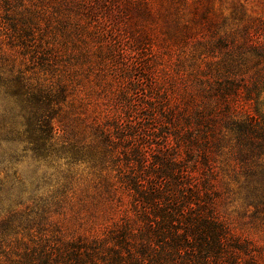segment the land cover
I'll return each instance as SVG.
<instances>
[{
	"label": "trees",
	"instance_id": "1",
	"mask_svg": "<svg viewBox=\"0 0 264 264\" xmlns=\"http://www.w3.org/2000/svg\"><path fill=\"white\" fill-rule=\"evenodd\" d=\"M119 4L0 0V172L50 169L0 179V264H264V0H196L172 75L93 26Z\"/></svg>",
	"mask_w": 264,
	"mask_h": 264
},
{
	"label": "rangeland",
	"instance_id": "2",
	"mask_svg": "<svg viewBox=\"0 0 264 264\" xmlns=\"http://www.w3.org/2000/svg\"><path fill=\"white\" fill-rule=\"evenodd\" d=\"M261 1L209 0V5L206 8L212 15L219 12L228 14L237 4H244L248 12L252 14L261 12L259 9ZM195 2L196 0H120L119 6H116L111 18L105 19L106 15H103L92 24L104 28L108 37L113 36L119 48L125 49L127 55L134 44L133 40L127 38V33L131 32L137 36L140 34L143 41L147 43L145 46L149 50L147 53L152 55L153 63L157 64L156 73L172 75L181 61L186 62V25L191 22L197 12L195 6H192V4L195 5ZM132 56L129 55V62H135ZM99 68L101 67L88 65V61L83 59L80 74L84 77L83 84L88 92L92 93L94 102L101 105L102 108H106L110 104L108 101L110 96L103 94L97 87L98 81L95 82V74L99 73L100 76L103 74L98 70ZM262 99L264 106V92ZM96 104L94 105L96 106ZM1 107L2 101H0V109ZM10 152L11 150H7L5 146L0 147V155L7 156ZM10 165L3 164L8 167L5 169L7 175L16 171L25 182L35 183V178H41L50 172V169L45 167L39 166L38 169L37 164L29 157L19 158ZM5 171L0 172V179H5ZM238 203L241 204V202Z\"/></svg>",
	"mask_w": 264,
	"mask_h": 264
}]
</instances>
